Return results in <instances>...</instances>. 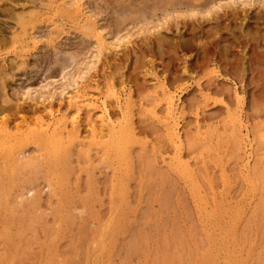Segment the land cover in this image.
I'll list each match as a JSON object with an SVG mask.
<instances>
[{
    "label": "bare ground",
    "instance_id": "bare-ground-1",
    "mask_svg": "<svg viewBox=\"0 0 264 264\" xmlns=\"http://www.w3.org/2000/svg\"><path fill=\"white\" fill-rule=\"evenodd\" d=\"M17 1L20 0H0V15H4V17L8 18L7 21H11L13 22L12 24H14V26L12 25V27H8L10 33V36L8 34L9 40H5L6 37L3 36L4 33H7L4 30H0V112L1 114H4L0 117V246L21 243L25 241V239H29L30 241H33L34 239L35 241V239L43 237L51 239V242L54 243L55 241L56 243L61 237L63 229L67 232L69 226L72 227L75 226V224L76 226L78 225L75 222L76 217L78 216L74 217V215L79 209L70 208V210H67L68 207H66L70 200L72 201L70 190H72L71 183L73 180L71 179V175H73L78 181L82 179L81 174H86L88 176L87 179L89 185L87 191L92 197V200L89 199L90 205L91 202L92 204L95 202L96 204L101 202L99 200L101 197L99 183L102 181H99L96 178L98 174L99 176L103 175L106 173L104 171L109 170L111 195L110 197H106L110 199L109 202L112 203L111 210L107 218L99 219V223L96 226L97 229L93 232L95 241L92 243L91 249L88 251H90V253L92 252V256L94 255L96 258H98V254L103 256V260H105L103 263L112 264L113 260L109 255L113 252V248H115V245L113 244L116 240L115 236L117 234L120 236V234L127 230L129 221H131L130 219L133 216V213L131 214L132 216L129 213L134 212L133 209H131L133 206V204L131 206V199L135 196L130 194L132 188L131 184L138 181V176H140V180L144 179L143 173L146 169L142 172V166H144V168H149V171H146L149 175L151 173V175H153L152 169L161 165L159 168L161 173H158L157 177H161L164 181H167L171 177L173 179L172 185L175 184V182H181L186 187L187 192H189L188 195L191 196L190 198H192L193 203L195 204L194 206L192 204L191 207L193 208L196 206L199 219H203L201 222L204 223V225L201 229L204 231V235L202 236L204 237L203 240L206 241L207 250H202L204 244L198 246L199 243L197 244V242H194L195 244L192 243L194 244L192 245L193 247H189L185 243L186 247L189 249L187 248L186 253L184 254L189 261H186L184 254L183 256L188 264H264L263 254L260 258H255V262L253 260L252 252H249L250 254H248L245 259L242 257L241 252L238 249L239 247L236 246V242L240 236L237 234L238 230L240 227L242 228L245 222H247V225L251 226V223L253 224L257 218L262 217L264 219V120L262 119L264 118V46L262 47L259 43L264 41V36L262 34L263 40L261 38L259 39L260 36L257 32L260 34V30L256 28V31L253 32L250 29V24L257 25V27H260L259 24L264 26V0H241L240 2H238L239 0H236L237 2L235 0H109L116 6L115 12L117 14V19L115 20L117 24H123L125 21L130 20L134 25H138L137 34L143 35V40L141 42H145L147 46L146 50L148 52L138 51L140 52V55H136L133 72L131 71L134 74V77L125 78L124 74H126V72L124 73L121 68L120 70H116L115 73L119 74L118 78L120 82V87L118 89L114 83L115 76L111 75L112 71L110 70L111 72H108L107 78L105 79L104 93H102V96H94V98L88 97L83 90L79 89L77 83L78 80L75 79V77L83 78L86 73L84 72L81 74L80 72L82 77L80 74L78 75L74 73L76 75H71L73 76V81L69 82V89L74 86L75 90H73V93L67 94L69 98L67 108L63 110L59 106L60 109L58 108L56 113H52L49 109L48 112H51L52 114L46 118L38 117L36 115L39 113V108H42V106L40 105V107H38L37 104H40L37 102L38 100L36 103L34 102L35 100L32 99V90L30 89V92L29 87H27L28 90L23 91L22 85L17 86V81L15 80L14 82H16L17 92L15 91L14 94L17 96L21 93L23 98H27L29 101L31 100V102H33V108L31 111L35 112L34 115L37 117L30 122L25 121L26 127H24L23 131L25 134H20L21 131L19 132L18 129L17 132L19 134L13 135L12 131L14 129L11 131V127H13L12 125L14 124L13 118L16 116L15 113L23 114L29 111V109H25L23 106L27 100L20 103V100H23V98L21 99V96L19 100L17 99L18 101L16 103L13 102L9 97L7 87L9 81L11 82L17 78V73L20 74L21 77L27 75V65H25L24 59L26 52L31 51L32 56L35 58L34 61L32 60L34 62L33 65H35L38 63V54L40 50L42 52L45 47H48L51 50L53 49L56 51L57 45L61 44L63 40H66L64 39L65 36H67L68 39L71 38V33L66 31V23L73 25L75 30H77V33H73H75V38H77V36L80 39L82 38L80 41L81 43L82 41L89 45L92 43V51L89 49L92 56L89 61L92 62L86 64H88V66L90 65L89 71L93 70L94 73L96 66L102 61L101 58H104V54H111L115 57L122 53L127 59H129L130 55L128 47L131 44L135 45L132 41V35L130 34L120 37L112 36L110 26L113 25L110 23L102 24L100 20L97 21L99 18L97 19L92 13L91 9L84 2L85 0H49L46 5L43 4L41 0H35L37 2L24 0L23 4L18 3V6H22H20V12L16 11V7H18L16 4ZM20 2H22V0ZM247 7L249 9H247ZM158 14L162 15L159 19ZM154 19H156V22L153 27L149 26L152 21L154 22ZM214 19L215 21L217 20V22H219L220 19H224L225 21L228 20L231 23L240 22L238 32L247 39V43L246 46L244 45L243 48L241 47L239 49V56L236 60L237 62L235 61L236 63H234L233 61L236 65L227 62L230 53L227 49H219L216 56L219 55L217 62L221 63V67H217L215 60L209 62V57L211 54H214V52H211L210 48L206 45L199 44L202 46L203 63L199 58L198 63L201 62L202 66L200 63V66L194 65L196 67H184L183 72L185 76H179L180 80H178L179 78L176 76L175 79H171L169 71L165 70L167 67L162 69L160 71L161 73L158 72L157 69L160 68L154 66V63L159 59L161 61L165 60L163 55L164 46L167 45L168 37L170 36L169 34H173L174 29L179 31V27H182V25L179 26L180 20H182L183 27L186 28L187 31L188 28L191 30V28L195 26L198 29H202L204 26L206 27L207 23L212 22ZM2 20V22L7 24L6 19ZM2 26H4V24ZM208 26H210V24ZM0 28L3 29L4 27ZM4 29L6 30V28ZM69 29L73 28L70 27ZM194 29L196 30V28ZM190 30L188 31L190 32ZM2 31H4L3 34ZM64 34L66 35L61 39V36ZM182 35L177 34L176 37L181 40L183 39ZM234 35H236V33ZM155 43L157 45L156 57L159 59H155V57L147 58L145 56L146 53L153 56L152 53L155 52ZM188 43L189 41L186 40L184 47H187H185V49L193 48L190 43ZM207 45H209V43ZM42 48L44 49L42 50ZM250 48H252L253 53L248 55L249 52L247 53V51ZM7 49L13 50V59L7 57L8 59L5 60L3 58L4 55H1V53ZM124 49L127 52L123 53ZM72 50L73 49H71V51ZM71 51H69V54L67 52L70 57L67 60H60V58H55L54 60L61 64V66L59 65L61 68L59 67V69L57 67V69L62 73L67 71L70 67V63H68L70 59L71 61L69 62H72V60L76 61L79 57V54L77 55V53L73 52L75 50ZM136 52L137 51L134 50V54H137ZM58 55L61 54L58 53ZM105 59L106 58H104V62ZM233 59L235 60V57ZM173 61L176 63V59ZM193 63H197V59L196 62ZM210 65L214 68L212 67L213 69L204 73L205 75L203 78L196 79L203 67L206 66V68H204L205 71ZM118 66L120 67V64H118ZM176 66H178V63ZM110 67H112V65ZM219 68L221 71L225 70L224 72L227 76H236V81L241 85V87H239L241 88L240 92H237L235 89L234 102L230 100L231 90L233 89L232 87H228V85L222 81V79H225L227 76L223 77L221 72L217 71ZM40 69L41 66L38 70ZM49 69H51V67ZM34 70L35 69H33V72ZM59 70L56 71L59 72ZM126 71L130 73L129 70L126 69ZM45 73L43 72V74ZM135 73L138 75H135ZM234 73H237V75ZM51 74L54 75L52 72ZM50 75L48 76L49 78L51 77ZM249 75L251 76L250 78ZM148 76L152 78L147 80L149 78ZM187 76H190V79H193V81L190 85L183 87V83L186 82ZM93 77H97V75ZM139 78L141 80L143 79L141 84L138 83ZM48 79H45L44 81ZM68 79L69 78H67V81ZM62 80L63 79H61V81ZM94 80L96 79L94 78ZM67 81L65 83H68ZM93 82H96L95 86L97 88L100 87L98 81ZM150 82L151 84H149ZM63 86H65V84ZM86 86L88 85L86 84ZM235 86H237V84H234V87ZM65 87H68V85ZM134 87L136 89H134ZM87 89H89V87ZM189 89H192L191 93L190 91L187 93ZM119 90H121L122 93L119 92ZM184 94L191 96L183 101L181 95L184 96ZM214 96L220 97V99H215L213 98ZM249 98L250 101H248ZM186 101H188V104ZM210 101H212L213 107H216V109L212 110V113L209 111L210 105L208 103ZM248 102L249 105H247ZM160 105L163 107H159ZM53 108L55 107L53 106ZM115 108L117 111H115ZM249 111L253 113L249 114ZM53 112L55 111L53 110ZM189 112L195 114L194 123L187 121ZM21 118H23V115ZM207 118L209 120H207ZM208 121H210V123ZM15 126L18 125L15 124ZM148 127L150 128V132L145 131ZM157 135L159 138L164 139V143L170 145L172 157L168 158L169 160H166V158L164 159L163 157V155H169L166 154L167 151L162 153V148L157 149L153 143L145 141L149 139V137H157ZM156 137H154V139ZM29 145H32V151L31 149H28ZM186 151H189L190 153H186ZM185 153L187 155H185ZM241 153L244 155L243 157L241 156ZM193 154L196 157L200 156L201 162H199V160L198 162H192L191 156ZM239 160L242 161V164L239 163L240 166H238L237 169V161ZM139 167H141V170H138ZM239 167L241 168L240 170ZM163 169L165 170L164 173H162ZM236 172L237 174H235ZM237 178L243 183V185L241 184L242 188H246L247 191L245 192L251 194L248 199L242 197V199L238 201V196L240 195L237 194V191L240 189H236L237 184L235 185L234 181ZM38 180L41 181L40 184L38 182V184L35 185ZM153 180L154 179H152V181ZM216 180L220 181V186L223 188L220 197L217 193L219 188L217 191V187L215 186ZM80 185L81 184H77L76 187V189H78V194L82 193V191H80ZM162 185L163 184L160 186ZM237 186H239V184ZM107 187L109 186L107 185ZM183 189L184 188H182V190ZM233 193L235 194L232 196ZM168 195L165 196L167 197ZM46 197L49 200H46ZM144 197L145 199L148 198L146 196ZM169 198L167 197L168 200ZM54 203H56V209L53 211L51 207ZM164 203L166 205L168 202ZM182 205L184 206V204ZM91 209L93 210V208ZM191 209H189L190 212L192 211ZM81 210L82 211L79 210V214L84 212L83 209ZM180 210H182V208ZM184 210L185 214H187L186 209ZM48 211L53 212L51 216H54L53 221L55 225H52L54 227L48 226L47 219L48 216H50ZM73 212L75 213L71 214ZM194 212V214H196V211ZM82 216H80V218ZM183 216L186 217L189 215L187 214ZM93 218L94 217H91L90 222H92ZM142 218L141 221H144ZM166 219H168V217ZM179 219L176 220L179 221ZM135 220L137 222L138 219ZM173 221L176 223L175 220ZM164 222L165 220H163V224ZM142 223H145V221ZM191 223L192 222H190V224ZM90 224L94 225L96 223L93 224L92 222ZM147 224L149 225V223ZM192 225L197 226L194 221ZM65 226L67 229L64 228ZM200 227H198V231L201 230ZM39 228H42L43 237L41 234L36 237V231H39ZM190 228L191 227L189 226V229ZM196 228L194 229V232H198ZM248 228L250 227L248 226ZM144 229L142 231H144ZM181 229H183V226ZM216 231H220L221 234L219 233L220 235H216ZM261 232L259 234H261ZM74 233L76 234V232ZM173 233L175 234L176 232ZM199 233L197 234L200 235ZM86 234L88 236V233ZM77 235L79 236V234ZM89 235L91 236V234ZM64 236L62 235V237ZM177 237L180 236L178 235ZM177 237L172 239L175 240ZM129 238L126 239L129 240ZM136 239L137 238L134 240L135 242ZM259 239L261 238L259 237ZM140 240H142V236ZM201 240L202 239L198 242H201ZM123 242L126 243L125 241ZM130 244L133 243L131 242ZM128 245L129 244H126V246ZM138 245L139 244H137V246ZM213 246H216L217 249H213ZM182 247L183 245L181 242L172 240L167 244L161 255L157 257V260H160V262L158 261L159 264H187L184 263L181 256H179L181 253H178ZM183 249H185V247ZM127 250L129 249L127 248ZM122 253L125 254L124 252ZM257 253H259V251H257ZM115 256H117V254H115L114 257ZM94 257L92 259H94ZM123 257H125V255ZM144 258L146 259V257ZM94 262L95 261L93 260L91 263ZM0 264H10L8 257L7 260L4 262L1 261ZM20 264H22V262ZM54 264L58 263L54 261Z\"/></svg>",
    "mask_w": 264,
    "mask_h": 264
},
{
    "label": "rangeland",
    "instance_id": "rangeland-1",
    "mask_svg": "<svg viewBox=\"0 0 264 264\" xmlns=\"http://www.w3.org/2000/svg\"><path fill=\"white\" fill-rule=\"evenodd\" d=\"M21 1V0H20ZM20 1H17L16 2V4H17V6H18V3L19 4H23L24 2V0H22V2H20ZM30 1H35V0H30ZM42 2H43V4H45L46 5V3L49 1V0H41ZM236 1V0H235ZM238 1V0H237ZM236 1V2H237ZM241 0H239L238 2H240ZM26 2V1H25ZM35 2H37V1H35ZM85 3H86V5L91 9V11H92V13L97 17V21H99L100 20V22L102 23V24H111V25H113V26H110V28H111V32H112V36H116V37H120V36H125V35H128V34H130V35H132V41L134 42V44L135 45H129V47H128V51H129V55H130V58L129 59H127L126 58V56L124 55V54H118V55H116L115 57L113 56V55H111V54H104L103 56H104V58H106L105 59V62H104V58H101V62L98 64V66H96V70H95V73H94V71L92 70V71H89V66H88V64H86V63H91L89 60H91V52H89L90 50L92 51V48H91V44L92 43H90V45L89 44H86L85 42H83L82 41V43L80 42L81 41V39L77 36V38L79 39H77V38H75L76 36H75V33H77V30H75V28L73 27V25H71V24H68V23H66V31H68L69 33H71V38L70 39H68L67 38V36H65L66 34H64V35H62L61 36V39H63V36H65L64 37V39H66V40H63V42H61V44H58L57 45V48H56V51L55 50H51L50 48H48V47H45V49L44 48H42V52H41V50H40V52H39V54H38V63H36L35 65H33L34 64V60H35V58L32 56V54H31V51H29V52H26V54H25V65H27L26 67H27V75L26 76H23V77H21L20 76V74H16V75H18L19 76V78H18V76H17V78H15L13 81H9L8 82V87H7V92H9V97H10V99H12V101L13 102H17L19 99H20V96H21V93H20V95H17L16 96V94H14L15 93V91L17 92V90H16V87L18 86V85H22V87H23V91H26V90H28L27 89V87H29V90L31 89L32 90V92H31V90H30V92H31V95H32V99H34L35 101L34 102H36L37 100V102H39L40 104H37V106L38 107H40V105L42 106V108H44V109H46V110H44V109H42L41 107L39 108V113H37L36 115L38 116V117H43V118H46L47 116H49L50 114H52V113H56L57 112V110H58V108L60 109V107H61V109H63V110H65L66 108H67V106H68V103H69V98H68V93H73L74 91L73 90H75V87L74 86H72L70 89H69V85H70V83L69 82H72L73 81V76H71V75H76V74H80V72H81V74L82 73H86V77L85 76H83V78H77V77H75V79L76 80H78L77 81V83H78V88L79 89H81V90H83V92L84 93H86V95H88V97H98V96H102V93H104V91H105V88H104V85H105V83H106V78H107V75H108V72H113L114 70V72L112 73L111 72V75L112 76H115L114 78V83L116 84V87H118V89H119V87H120V82H119V78H118V76H119V74L118 73H115L116 72V70H120V68L124 71V73L126 72V74H124L125 75V78L126 77H134L133 75V68H134V65H135V62H136V55L137 56H139L140 55V52H143V51H146V52H148L146 49H147V46H146V44H145V42L144 43H142L141 41L143 40V35H138L137 34V32H138V25H134L133 24V22L132 21H130V20H127V21H125V23H123V24H117V22H116V20L115 19H117V14H116V12H115V4H112L113 2H110L109 0H85L84 1ZM237 5H239V4H237ZM20 6L21 5H19L18 7H16V11H18V12H20ZM22 7V6H21ZM19 10H18V9ZM247 9H249L248 7H247ZM254 13V12H253ZM162 15L161 14H158V19L161 17ZM2 19H6V22H7V24H5L4 22H2L3 20ZM8 20V18H6V17H4V15H0V27H4V28H6V30L3 28V29H1L0 28V30H4L7 34H5L4 33V31H2V34H3V36H5L6 38H5V40H9V36H10V33H9V30H8V27H12V25L14 26V24H12L13 22H11V21H7ZM221 20V21H220ZM219 20V22H217V20L215 21V19L212 21V22H209V23H207L206 24V27L204 26V28H202V29H198L196 26L195 27H193V28H191V30L188 28L187 29V31H186V28H184L183 27V23H182V20H180V24H179V26L180 25H182V27L180 26L179 27V31L177 30H173L174 32H173V34H169L168 36V41H167V45L166 46H164V52H163V55H164V58H165V60H160L158 57H156V49H157V45H156V43L154 44L155 45V52H153L152 54H153V56L151 55V54H149V53H146L145 54V56L147 57V58H153V57H155V59H159V60H156V63H154L155 65L154 66H156L157 68H160V69H157L158 70V72H160L162 69H164L165 67H167V68H165V70H168L169 71V73H170V77H171V79H175L176 77H178L179 78V76L181 77H183V76H185V74H184V72H183V70H184V67H186V66H194V65H196V66H200V63L202 62V46H200L199 44H201V45H206L208 48H210V51L211 52H214V54H211V56L209 57V62H211V61H213V60H215V62L217 63L216 65H217V67H221V63L220 62H217V59H219V55H217L216 56V53L219 51V49H227L228 50V52H230L229 53V56H228V58H227V62L228 63H233V61H234V63H236L237 61V57L239 56L238 55V51H239V49L242 47H244V45L246 46V41H247V39H245L241 34H240V32H238L239 31V24H240V22H237V23H235V22H233V23H231V22H229L228 20L227 21H225L224 19H220ZM223 20V21H222ZM5 21V20H4ZM108 21V22H107ZM119 22V21H118ZM156 22V19H154V22L152 21V25L151 24H149V26H152L153 27V25H154V23ZM2 23V24H1ZM9 23V24H8ZM59 23V22H58ZM149 23V22H148ZM4 24V26H2ZM210 24V26H208ZM117 25V26H116ZM252 27H251V26ZM249 26H250V29L253 31V32H255L256 31V28L257 29H259L260 30V34H259V32H257L258 33V35L260 36H258L259 37V39L261 38L262 40H263V36H264V26L262 25V24H259V26L260 27H257V25L255 26L254 24H250ZM119 26V27H118ZM73 28V29H69V28ZM194 28H196V30L194 29ZM229 28H230V30H229ZM261 28V29H260ZM77 29V28H76ZM194 29V30H193ZM188 30H190V32L192 31H195V32H189ZM199 30V31H198ZM184 32V33H182V32ZM197 31V32H196ZM233 31H235V32H233ZM73 32H75V33H73ZM186 32V33H185ZM211 34H210V33ZM229 32V33H228ZM176 33V34H175ZM236 33V35H234ZM238 33V34H237ZM8 34H9V36H8ZM73 34V35H72ZM175 34V35H174ZM182 35V38L183 39H181V40H179L178 39V37H176V35ZM190 34H191V36H190ZM194 34V35H193ZM230 34V35H229ZM262 34H263V36H262ZM172 35V36H171ZM200 35V36H199ZM202 35H204V36H202ZM238 35V36H237ZM195 36V37H194ZM209 36V37H208ZM211 36V37H210ZM219 36V37H218ZM237 36V37H236ZM202 37V38H201ZM218 37V38H217ZM243 37V38H242ZM193 38H194V40H193ZM60 39V40H61ZM189 41V43H190V45H191V47H193V48H187V49H185V47H187V46H185L184 47V45H185V41ZM196 40V41H195ZM262 40H260V41H262ZM67 41V42H66ZM193 41H195V42H193ZM202 41V42H201ZM66 42V43H65ZM177 42V43H176ZM193 42V43H192ZM198 42H200V43H198ZM62 43H63V46H62ZM80 43V44H79ZM86 44V46H85V44ZM179 43V44H178ZM188 43V44H189ZM198 43V44H197ZM209 43V45H207ZM260 43V45L263 47L264 46V41H262V42H259ZM83 44V45H82ZM178 44V45H177ZM188 44H186V45H188ZM66 45V46H65ZM77 45H79V46H77ZM82 45V46H81ZM212 45V46H211ZM7 46H9V45H7ZM90 46V47H89ZM189 46V45H188ZM66 47V48H65ZM76 47V48H75ZM88 47V48H87ZM178 47V48H177ZM252 48H254L253 46H251ZM212 48V49H211ZM252 48H250L248 51H247V53H248V55H251L252 53H253V51H252ZM71 49H73V50H75V51H73V52H75V53H77V55L79 54V57L76 59V61H74V60H72V62H69V61H71V59L68 61V63H70V67L67 69V71H64L63 73L65 74H63L62 72H60V66H61V64H59V63H57L56 61H54L55 60V58L57 59V58H60V60L61 59H64V60H67L68 58H70L69 57V51H71ZM90 49V50H89ZM185 49V50H184ZM190 49V50H189ZM191 49H193V50H191ZM66 51V53H65V51ZM134 50H136L137 52V54H134ZM189 50V51H188ZM71 51V52H72ZM138 51H140V52H138ZM171 51V52H170ZM13 52V50H4L2 53H1V55H4L3 56V58L5 59V60H7L8 58L10 59V57L13 59L14 58V54L12 53ZM64 52V53H63ZM67 52H68V54H67ZM70 52V53H71ZM124 52H127L125 49L123 50V53ZM58 53L59 54H61V55H58ZM81 53V54H80ZM184 53V54H183ZM7 54V55H6ZM64 54H67V55H64ZM148 54V55H147ZM6 55V56H5ZM58 56V57H56V56ZM158 56V55H157ZM169 56V57H168ZM198 56H200V57H198ZM8 57V58H7ZM54 57V58H53ZM65 57V58H64ZM235 57V60L233 59ZM198 58H199V60H201V62L200 63H198L199 62V60H198ZM215 58V59H214ZM46 59V60H45ZM176 59V63H174V61L173 60H175ZM196 59H197V63H193V62H196ZM233 59V60H232ZM33 60V61H32ZM41 60H42V62H41ZM59 60V59H58ZM57 60V61H58ZM9 61V60H8ZM48 61V62H47ZM78 61V62H77ZM106 61H107V63H106ZM109 61V62H108ZM220 61V60H219ZM236 61V62H235ZM162 64H161V63ZM53 63V64H52ZM56 65H55V64ZM73 63V64H72ZM158 63V64H157ZM177 63H178V66H176L177 65ZM186 63V64H185ZM191 63H192V65H191ZM203 63V62H202ZM202 63H201V66H202ZM219 63V64H218ZM232 64V65H236V64ZM41 64V65H40ZM71 64H72V66H71ZM85 64V65H84ZM107 64V65H106ZM118 64H120V67L118 66ZM181 64V65H180ZM32 65V66H31ZM41 66V69L40 70H38V68H40V66ZM45 65H46V67H45ZM60 65V66H59ZM112 65V67H110V66ZM114 65V66H113ZM115 65H116V67H117V69H116V67H115ZM122 65V66H121ZM180 65V66H179ZM87 66V67H86ZM108 66V67H107ZM196 66H194V67H196ZM34 67V68H33ZM47 67H48V70H47ZM51 67V69H49ZM57 67L59 68V69H57ZM80 67H81V69H80ZM115 67V68H114ZM163 67V68H162ZM178 67H179V69H178ZM213 66L212 65H210V67L208 68V69H206L205 71H204V68H206V66L205 67H203V69L199 72V75H198V77L196 78V79H200V78H203L204 77V73H206V72H208V71H210L211 69H213L212 68ZM31 68H33V69H35L34 70V72H33V69L32 70H30ZM45 68H46V70L48 71H46L45 70ZM77 68V69H76ZM87 68V69H86ZM108 68V69H107ZM114 68V69H113ZM119 68V69H118ZM71 69V70H70ZM77 70V72H76V70ZM81 71H80V70ZM126 69L127 70H129L130 71V73L128 72V71H126ZM42 70V71H41ZM53 70V71H52ZM56 70H59V72L58 71H56ZM75 70V71H74ZM78 70H79V72H78ZM83 70V71H82ZM111 70V71H110ZM121 70V71H122ZM182 70V71H181ZM74 71V72H73ZM107 71V72H106ZM132 71V72H131ZM217 71H219V72H221V74L223 75V77L225 76H227L226 75V73L224 72V71H221V69L219 68ZM43 72L45 73V74H43ZM51 72L52 73H54V75L53 74H51ZM57 72V73H56ZM66 72V73H65ZM68 72V73H67ZM90 72V73H89ZM105 72H106V74H105ZM203 72V73H202ZM223 72V73H222ZM232 72V71H231ZM71 73V74H70ZM74 73H76V74H74ZM92 73V74H91ZM115 73V74H114ZM161 73V72H160ZM181 73V74H180ZM233 73V72H232ZM42 74H43V76H42ZM52 77H50L51 78V80H50V78L48 77L49 75ZM61 74V75H60ZM70 74V75H69ZM80 74V76L82 77V75ZM105 74V75H104ZM114 74V75H113ZM117 74V75H116ZM129 76H128V75ZM235 75H237V73H234ZM53 75V76H52ZM64 77H63V76ZM95 75H97V77H93V76H95ZM111 75H109V76H111ZM135 75H138L137 73H135ZM49 78H47V77ZM61 76H62V78H61ZM176 76V77H175ZM232 76V75H231ZM230 75L229 76H227L225 79H222V81L223 82H225L227 85H228V87H232V89L233 90H231V98H230V100L232 101V102H234V95H235V89L237 90V92H240L241 91V88H239V87H241V85L236 81V76L235 77H231ZM21 77V78H20ZM24 77H25V79H24ZM69 78L68 79V81H67V78ZM71 77V78H70ZM104 77V78H103ZM149 78L147 79V80H150L152 77H150V76H148ZM251 76L249 75V78H250ZM86 80H85V79ZM87 78H90V79H87ZM94 78L96 79V80H94ZM142 78V77H141ZM45 79H48V80H46V81H44ZM54 79V80H53ZM56 79V80H55ZM61 79H63L62 81H61ZM65 79H66V81L68 82V83H65L66 81H65ZM81 79V80H80ZM229 79V80H228ZM17 81V86H16V82H14V81ZM23 80V81H22ZM53 80V81H52ZM75 80V81H76ZM84 80H85V82L87 81V80H89V81H87L86 82V84L88 85V86H86V84H85V82H84ZM178 80H180V78L178 79ZM190 80V81H189ZM231 80V81H230ZM20 81V82H19ZM56 81V82H55ZM93 81H98V83L100 84V87L99 88H97L95 85H96V82L94 83ZM102 81V82H101ZM192 81H193V79H190V76H187V78H186V82H184L183 83V87H186V86H188V85H190L191 83H192ZM218 81H220V80H218ZM233 81V82H232ZM89 82V83H88ZM143 82V79L141 80L140 78L138 79V83L139 84H141ZM23 83V84H22ZM50 84V85H49ZM65 84V86H67L68 85V87H65V86H63ZM90 84V85H89ZM149 84H151V82L149 83ZM234 84H237V86H235L234 87ZM49 85V86H48ZM79 85H80V87H79ZM84 87H83V86ZM47 87V88H46ZM49 87V88H48ZM74 87V88H73ZM82 87V88H81ZM89 87V89H87ZM94 87H95V89H94ZM194 87V86H193ZM192 87V88H193ZM14 88H15V90H14ZM63 88H65V89H63ZM68 88V89H67ZM85 88V89H84ZM195 88V87H194ZM13 89V90H12ZM134 89H136L135 87H134ZM65 92H64V91ZM95 90V91H94ZM191 90L192 89H189L188 91H187V93H189V91H190V93H191ZM23 91H21V92H23ZM63 91V92H62ZM92 91V92H91ZM119 92H121L122 93V91L121 90H119ZM233 92H234V94H233ZM93 93V94H92ZM35 94V95H34ZM89 94H90V96H89ZM96 94V95H95ZM93 95V96H92ZM186 94H184V96L183 95H181L182 96V99H183V101H185L187 98H189L190 96H185ZM35 96H36V98H35ZM94 97V98H95ZM186 97V98H185ZM23 97L21 96V99H22ZM213 98H215V99H220V97H213ZM18 99V100H17ZM27 100V98H23V100H20V103H22L23 101H26ZM41 102H40V101ZM258 100V99H257ZM27 101H28V103H27ZM25 103H24V107H25V109H29V111H27L26 113H23V114H20V113H15V117L13 118V121H14V124L12 125L13 127H11V131H12V133H13V135H15V134H19L18 132H17V130L19 129V132H20V134H25V132H23L24 131V127H26V122H30V121H32L33 119H36V117L37 116H35L34 114H35V112H33V111H31L32 110V108H33V102H31V100L29 101V100H27ZM248 101H250V98L248 99ZM260 101H262V100H260ZM36 102V103H37ZM187 102V104H188V101H186ZM42 103V104H41ZM48 103H50V104H48ZM211 103V104H210ZM13 104V103H12ZM60 104V105H59ZM65 104V105H64ZM209 105H210V108H209V111H211V113H212V110H214V109H216V107H213V105H212V101H210L209 103H208ZM15 105V104H14ZM48 105H49V107H48ZM247 105H249V102H248V104ZM53 106L55 107V108H53ZM60 106V107H59ZM57 107V108H56ZM63 107H65V108H63ZM159 107H163V106H159ZM218 107H220V106H218ZM51 110V112L49 113L48 112V110ZM56 109V110H55ZM43 110V111H42ZM53 110L55 111V112H53ZM62 110V111H63ZM115 111H117L116 110V108H115ZM44 114H43V113ZM214 112V111H213ZM252 114L253 112H251V111H249V114ZM4 114H1V112H0V117H2ZM22 115H23V118H21L22 117ZM34 115V116H33ZM44 115V116H43ZM263 115H264V112H263ZM28 117V118H27ZM30 117V118H29ZM1 119V118H0ZM26 119V120H25ZM190 119V120H189ZM200 119H201V117H200ZM263 120H264V118H262ZM29 120V121H28ZM207 120H209L208 118H207ZM26 121V122H25ZM187 121L188 122H191V123H194L195 122V114L194 113H191V112H189L188 113V117H187ZM20 122V123H19ZM25 122V123H24ZM209 123H210V121H208ZM201 123H202V121H201ZM256 123V122H255ZM0 124H1V120H0ZM15 124L16 125H18V126H15ZM22 124V125H21ZM146 124H148V123H146ZM251 124V123H250ZM19 125H21V126H19ZM17 127V128H16ZM19 127V128H18ZM23 127V128H22ZM22 129V130H21ZM148 131H147V130ZM145 129V131L146 132H150V128L148 127V128H146ZM154 137H156V136H154ZM154 137H149V139H147V140H145L146 142H150V143H153L155 146H156V148L158 149V148H162L163 149V152L162 153H164V152H166L167 151V153L166 154H169V155H163V157H164V159L166 158V160H169L168 158H171L172 157V153L170 152V145L169 144H166V143H164V139H162V138H159L158 137V135H157V137L154 139ZM152 139V140H151ZM157 139H159V140H157ZM149 140V141H148ZM153 141V142H152ZM158 143V144H157ZM158 145H159V147H158ZM32 145H29V147H28V149H31V151H32V148L33 147H31ZM168 146V147H167ZM161 151V150H160ZM189 151H186V153H188ZM185 153V155H187ZM190 153V152H189ZM241 156L243 157L244 155L241 153ZM202 158V157H201ZM193 159H195V160H193ZM191 160H192V162H198V160H199V162H201V159H200V156L199 157H196L194 154L191 156ZM242 164V161L241 160H239V161H237V166H236V168L238 167V166H240V164ZM75 166V165H74ZM161 166V165H160ZM160 166H157L156 168H151L152 169V172H153V175H149V173L146 171V170H148L149 171V168H144V166H142V170H141V167H139L138 168V170H141L142 172H143V170L144 169H146V170H144V173H143V175H144V179H142V180H140L139 178H140V176H138V179H137V176H136V179L138 180V181H136V182H134V181H132V182H134V183H132L131 185V187L133 188H131V191H130V194L133 196H135L134 198H132L131 200V206H132V204H133V206L131 207V209H133V211L134 212H131V213H129L132 217H131V221H129V226L127 227V230H125L122 234H123V236H122V234H120V236H118L119 234H117L115 237H116V240H115V242H116V244H115V242L113 243L114 245H115V248H113V252L109 255L110 257H112V260H113V263L112 264H121V263H124V264H128V262H129V264H143V262H144V264H159V262H160V260L158 259L157 260V257H159L160 255H161V253L165 250V247L167 246V244H169L172 240L173 241H177V242H181V244L183 245V247H182V249L185 247V249H181L180 250V252H178L180 255L179 256H181V259L183 260V262L184 263H187L186 261H189V260H187V256H185V254L184 253H186V249L188 248V247H186V245L187 246H191V247H193L192 245H194L196 242H197V244H198V246H202L203 244V246H202V250H207V245H206V241H204L203 239H204V237L202 236V235H204V231H203V229H201V228H203V225H204V223H202L201 221H203V219H199V217H198V214H197V208H196V206L195 207H191L192 206V204H193V206L195 205L194 203H193V200H192V198H190L191 196L190 195H188V193L189 192H187V189H186V187L181 183V182H175V184H173L172 185V181H173V179L170 177V179H168L167 181H164L161 177H157V174L158 173H161L160 171H159V168H160ZM158 169V170H157ZM238 169V168H237ZM241 168L239 167V170H240ZM104 172H106V173H104V174H106V175H100L99 176V174H98V176H97V180H99V181H102L101 183H99V187H100V189H101V197H100V201L101 202H99V203H97L96 204V202L95 203H93L92 204V202H91V204L89 205V202H90V200L89 199H91L92 197H91V195L89 194V192L87 191L88 190V179H87V175L86 174H81V177H82V179H80V181H78V180H76V178L73 176V175H71L72 177H71V179L73 180L72 181V190H70V193H71V196H72V201L70 200V202H69V204H68V206H66V207H68L67 208V210H70V208L71 209H74V208H76V209H79L80 211H82L81 209H83V211L84 212H81V214H79V210H77L76 211V214L74 215V217L75 216H78L79 217V219H78V217H76V223L78 224L77 226H76V224H75V226H69L68 227V229H67V227L65 226L64 228H66L68 231L66 232L65 231V229H63V233H61L64 237H62V235H61V237L58 239V241L55 243V241H54V243L53 242H51L52 240L51 239H46V238H44L43 236V232H42V228H39V231H36V237L39 235V234H41V236L43 237V238H40V239H35V241H34V239H33V241H30L29 239H25V241H23V242H21V243H17V244H5V245H2V246H0V262L1 261H5V260H7V257H8V260H9V262H10V264H12L13 262V264H20L21 262H22V264H26V263H29V264H54V261L56 262V263H58V264H99L100 262V264H105V263H103V261H105V260H103V256H101V255H99L98 253V258H96V257H94V255L92 256V252L90 253V251H88V250H90L91 249V246H92V243L95 241L94 240V233L93 232H95V230L97 229L96 228V226L98 225V223H99V219L100 218H102V219H105V218H107L108 216H109V213H110V210H111V204L112 203H110L109 202V200L110 199H108L107 197H110V195H111V190H110V171L108 170V171H104ZM157 172V173H156ZM165 172V170L163 169V171H162V173H164ZM108 173V174H107ZM235 174H237V172L235 173ZM102 176V177H101ZM106 176V177H105ZM109 176V177H108ZM147 176H149V177H147ZM152 177V178H151ZM75 178V179H74ZM147 178H148V180H147ZM151 178V179H150ZM161 178V179H160ZM135 179V180H136ZM152 179H154L153 181H152ZM161 180V184H163L162 186H160L161 184H160V180ZM85 181V182H84ZM146 181H148V182H146ZM162 181H163V183H162ZM171 181V182H170ZM235 181V185L237 184H239V186H237L236 185V189H240V190H238L237 192V194L238 195H240V196H238L239 197V199H238V201L239 200H241L242 199V197L243 198H245V199H248V197L251 195V194H248V193H246L245 191H247L246 190V188L244 189V188H242V185H243V183L241 182V181H239L238 180V178L237 179H235L234 180ZM38 182H39V184H40V180H38L37 182H36V184L35 185H37L38 184ZM77 182V183H76ZM143 182V183H142ZM152 182V183H151ZM154 182H155V185H154ZM87 183V184H86ZM139 183H141V184H139ZM174 183V182H173ZM216 183H218V184H216ZM77 184H81L79 187H80V191H82V193H80V194H78L77 193V190L78 189H76V187H77ZM154 186H153V185ZM182 186H181V185ZM242 184V185H241ZM87 185V186H86ZM107 185L109 186V187H107ZM241 185V186H240ZM83 186V187H82ZM103 186V187H102ZM136 186V187H135ZM156 186V187H155ZM171 186V187H170ZM215 186L217 187V191H218V188H219V191L217 192L218 193V195H219V197H220V194L222 193V191H223V188L220 186V181H218V180H216L215 181ZM220 186V187H219ZM245 186V185H244ZM42 187V186H41ZM86 187V188H85ZM102 187V188H101ZM150 189H149V188ZM173 187V188H172ZM177 189H176V188ZM82 188H83V190H84V193H83V190H82ZM85 188V189H84ZM163 188H165V189H163ZM167 188V189H166ZM169 188V189H168ZM182 188H184L183 190H182ZM74 189H75V191H74ZM155 189V190H154ZM163 189V190H162ZM181 189V190H180ZM155 191V192H153V191ZM159 190V191H158ZM185 190V191H184ZM222 190V191H221ZM147 191V192H146ZM174 191H176V192H174ZM137 192V193H136ZM149 192V193H148ZM151 192V193H150ZM159 194H158V193ZM172 192V193H171ZM183 192V193H182ZM185 192V193H184ZM87 193V194H86ZM169 195H168V194ZM73 194V195H72ZM90 196H89V195ZM138 194V195H137ZM141 194V195H140ZM149 194V195H148ZM185 195V197H184V195ZM187 194V195H186ZM235 193H233L232 194V196L234 195ZM246 194H248V195H246ZM76 195H77V197H76ZM79 195V196H78ZM104 195V196H103ZM109 195V196H108ZM165 195H168L167 197L169 198V200L167 199V197L165 196ZM107 196V197H106ZM137 196V197H136ZM140 196V197H139ZM144 196H146V197H148L147 199H145V197ZM189 196V197H188ZM150 197V198H149ZM166 197V198H165ZM135 198H137V199H135ZM172 198V199H171ZM46 200H49L47 197L45 198ZM79 201H78V200ZM133 199H135V200H133ZM158 199H160V200H158ZM162 199V200H161ZM170 199H171V201H170ZM175 199V200H174ZM177 199V200H176ZM189 199V200H188ZM92 200V199H91ZM108 200V201H107ZM144 200V201H143ZM151 200V201H150ZM153 200V201H152ZM164 200V201H163ZM192 200V201H191ZM55 201V200H54ZM54 201H51V202H54ZM87 201V202H86ZM145 201H146V203H145ZM56 202V201H55ZM74 202V203H73ZM144 202V203H143ZM156 202V203H155ZM161 202V203H160ZM164 202H168L166 205H165V203ZM175 202H176V205H175ZM179 202V203H178ZM76 203V204H75ZM101 203V204H100ZM135 203V204H134ZM164 203V204H163ZM174 203V204H173ZM184 204V206L182 205V204ZM257 203V202H256ZM255 203V204H256ZM259 203V202H258ZM74 204V205H73ZM103 204V205H102ZM105 204V205H104ZM140 206H139V205ZM171 204H173V205H171ZM180 204V205H179ZM188 204V205H187ZM189 204H190V206H189ZM235 204V203H234ZM73 205V206H72ZM84 205V206H83ZM138 205V206H137ZM163 205V206H162ZM168 205V206H167ZM76 206V207H75ZM78 206V207H77ZM92 206V207H91ZM148 206H150V207H148ZM159 206V207H158ZM174 206V207H173ZM187 206V207H186ZM73 207V208H72ZM81 209H80V208ZM87 207V208H86ZM149 209H148V208ZM163 207V208H162ZM172 207H173V209H172ZM177 207V208H176ZM184 207V208H183ZM52 208V210L54 211L55 209H56V203H54L53 204V206L51 207ZM91 208H93V210L91 209ZM144 208V209H143ZM160 208V209H159ZM166 208V209H165ZM182 208V210L184 211H182V210H180ZM192 208V209H191ZM91 209V210H90ZM95 209V210H94ZM141 209H142V211H141ZM146 209V210H145ZM180 211H179V210ZM184 209H186V213L189 215V216H183V215H187V214H185V210ZM189 209H191L192 211L190 212V210ZM194 209V210H193ZM107 210V211H106ZM149 210V211H148ZM163 210V211H162ZM165 210V211H164ZM95 211V212H94ZM102 211V212H101ZM132 211V210H131ZM141 211V212H140ZM157 211V212H156ZM160 211V212H159ZM189 211V212H188ZM194 211H196V214H194L195 212ZM88 212V213H87ZM161 212H163V213H161ZM48 213H50V216H51V214H53V212L51 211H48ZM75 212H73V213H71V214H74ZM84 213V214H83ZM99 213V214H98ZM148 213V214H147ZM152 213H153V215H152ZM161 213V214H160ZM190 213V214H189ZM103 214V215H102ZM156 214V215H155ZM166 214V215H165ZM83 215V216H82ZM90 215H91V217H94L93 218V220H92V222H93V224L94 223H96V224H94V225H92V224H90V223H92V222H90L91 221V217H90ZM104 215H105V217H104ZM147 215V216H146ZM155 215V216H154ZM177 215H178V217H177ZM191 215H193V216H191ZM50 216H48V219H47V221H48V226L50 227V226H52L53 224H54V221H53V219H54V216L52 215L51 217ZM80 216H82L81 218H80ZM152 216H154L155 218H157V219H155L154 217L153 218H151ZM166 216V217H165ZM182 216V217H181ZM87 217V218H86ZM137 217V218H136ZM143 217V218H142ZM148 217V218H147ZM168 217V219H166ZM174 219H173V218ZM188 217V218H187ZM191 217H192V219H191ZM195 217H197V218H195ZM52 220H51V219ZM133 218V219H132ZM141 218L142 219H144V221H145V223H142V222H144L143 220L141 221ZM172 218V219H171ZM180 218V219H179ZM262 217H259V218H257L256 220H255V222L252 224L251 223V226L250 225H247V222H245L244 224H243V226H242V228H243V230H242V228H241V230H240V228H239V230H238V235H240L239 237H238V240H237V242H236V246L237 247H239L238 249H239V251L241 252V255H242V257L243 258H247V255L248 254H250L249 252H252L253 253V260L255 261V258H260L261 256H262V254L264 255V237H262V236H264V219L262 220L261 219ZM95 219V220H94ZM135 219H140L139 221H140V223H139V221L137 220V222H136V220ZM172 221H171V220ZM176 219H179V221L178 220H176ZM187 221H186V220ZM191 219V220H190ZM198 221H197V220ZM132 220H133V222H132ZM155 220V221H154ZM163 220H165V222H164V224H163ZM173 220H175L176 221V223L173 221ZM146 221H148V222H146ZM167 221V222H166ZM170 221H171V223H170ZM179 223H178V222ZM181 221H183V222H181ZM189 221V222H188ZM193 221L197 224V226L198 227H200V229L202 230H200V231H198L197 229H198V227L196 226V225H192L193 224ZM200 221V222H199ZM262 221V222H261ZM49 222H50V224H49ZM90 222V223H89ZM151 222V223H150ZM155 222V223H154ZM158 222V223H157ZM190 222H192L191 224H190ZM258 222H259V224H258ZM260 222H261V224H260ZM147 223H149V225L147 224ZM200 223H201V225H200ZM146 224V225H145ZM174 224V225H173ZM176 224V225H175ZM178 224H179V226H178ZM181 224H183V225H181ZM260 225V226H258V225ZM55 225V224H54ZM134 225H135V227H134ZM145 225V226H144ZM152 225V226H151ZM154 225V226H153ZM164 225V226H163ZM187 225V226H186ZM191 227L190 229H189V226ZM263 225V226H262ZM81 226H82V229H81ZM87 226V227H86ZM132 226V227H131ZM147 226H148V230H147ZM159 226V227H158ZM179 228H178V227ZM182 226H183V229H181L182 228ZM184 226H185V228H184ZM193 226H195V227H193ZM248 226L250 227V228H248ZM262 226V227H261ZM52 227H54V226H52ZM77 228V231H76V228ZM86 227V228H85ZM155 227V228H154ZM165 227V228H164ZM172 227V228H171ZM197 227V228H196ZM245 227V228H244ZM247 227V228H246ZM253 227H254V229H253ZM71 228V229H70ZM145 228V229H144ZM156 228H158V229H156ZM169 228V229H168ZM170 228H171V230H170ZM177 228V229H176ZM196 228V230L198 231V232H194V229ZM79 229V230H78ZM144 229V231H142ZM153 229H154V232H153ZM164 229H165V231H164ZM189 229V230H188ZM263 229V230H262ZM84 230H86V231H84ZM135 230V231H134ZM193 230V231H192ZM195 230V231H196ZM251 231V232H249V231ZM256 230V231H255ZM261 230H262V232H261ZM139 233H138V232ZM158 231V232H157ZM164 231V232H163ZM170 231V232H169ZM180 231V232H179ZM74 232H76V234L74 233ZM144 232V233H143ZM152 232H153V234H152ZM173 232H176L180 237H177L178 235L175 233H173ZM187 232V233H186ZM189 232V233H188ZM200 232V233H199ZM240 232V233H239ZM256 232V233H255ZM261 232V234H259ZM72 233V234H71ZM86 233H88V236H87V234ZM129 233V234H128ZM136 233V234H135ZM158 233V234H157ZM166 233V234H165ZM167 233H168V235H167ZM169 233H171V234H169ZM191 233V234H190ZM195 233V234H194ZM197 233H199L200 235H198ZM220 233V231H216V235H220L219 234ZM250 233H251V235H250ZM77 234H79V236L77 235ZM84 234V235H83ZM89 234H91V236L89 235ZM134 235V237H133V235ZM139 234V235H138ZM146 234V235H145ZM174 234V235H173ZM35 235V234H34ZM129 235V236H128ZM135 235H137V236H135ZM173 235V236H172ZM198 235V236H197ZM141 236H142V240H140L141 239ZM177 237L175 240L174 239H172V238H175V237ZM190 236H191V238H190ZM192 236H194V237H192ZM251 236V237H250ZM120 237V238H119ZM122 237H123V239H122ZM129 237H132V238H129ZM147 237V238H146ZM158 237V238H157ZM161 237V238H160ZM163 237V238H162ZM169 237V238H168ZM186 237H188V238H186ZM242 239H241V238ZM250 237V238H249ZM255 237V238H254ZM257 237V238H256ZM259 237L261 238V239H259ZM129 238V240H127V239ZM135 238H137L136 239V242L134 241L135 240ZM143 238H144V240H143ZM167 238V239H166ZM178 238H179V241H178ZM193 238H195V239H193ZM199 238V239H198ZM245 238V239H244ZM122 239V240H121ZM133 241H132V240ZM183 239V240H182ZM197 239V240H196ZM200 239H202L201 240V242H198ZM93 240V241H92ZM121 240V241H120ZM137 240H139V241H137ZM154 240V241H153ZM158 240V241H157ZM170 240V241H169ZM185 240V241H184ZM195 240V241H194ZM253 240H254V242H253ZM256 240V241H255ZM50 241V242H49ZM123 241H125L126 243H124ZM133 243V244H130L131 242ZM163 241V242H162ZM165 241V242H164ZM187 241V242H186ZM191 241V242H190ZM258 241H260V242H258ZM120 242V243H119ZM135 242V243H134ZM142 244H141V243ZM150 242V243H149ZM166 242H169V243H166ZM189 242V243H188ZM195 242V243H194ZM204 242V243H203ZM241 242H243V243H241ZM118 243V244H117ZM124 243V244H123ZM148 245H147V244ZM156 243V244H155ZM185 243H186V245H185ZM192 243H194V244H192ZM263 243V244H262ZM123 244V245H122ZM126 244H129L128 246H126ZM136 244V245H135ZM137 244H139L138 246H137ZM144 244V245H143ZM202 244V245H201ZM121 247H120V246ZM133 245V246H132ZM142 245H143V247H142ZM164 245V246H163ZM248 247H247V246ZM253 245V246H252ZM257 245V246H256ZM117 246H119V247H117ZM130 246V247H129ZM180 246V245H179ZM114 247V246H113ZM136 247V248H135ZM164 247V248H163ZM260 247H262V248H260ZM121 248V249H120ZM125 248V249H124ZM127 248L129 249V250H127ZM131 248H133V249H131ZM246 248V249H245ZM253 248V249H252ZM120 250V251H118V250ZM138 249V250H137ZM142 249H143V251H142ZM151 249V250H150ZM157 249V250H156ZM189 249V248H188ZM193 249V248H192ZM213 249H217V247L216 246H213ZM212 249V250H213ZM259 251V253H257V251ZM125 250V251H124ZM126 250H127V252H126ZM133 250V251H132ZM146 250H147V252H146ZM169 250H171V249H169ZM244 250V251H243ZM246 250V251H245ZM131 251V252H130ZM141 251V252H140ZM181 251H183V252H181ZM243 251V252H242ZM122 252H126L125 254H123ZM138 252H140V253H138ZM156 252V253H155ZM262 252V253H261ZM131 253V254H130ZM137 253H138V255H137ZM251 253V254H252ZM257 253V254H256ZM115 254H117V256H115L114 257V255ZM123 254V255H122ZM127 254H128V256H127ZM183 254H184V256L186 257L185 259H186V261H185V259H184V256H183ZM125 255V257H123ZM158 255V256H157ZM153 256V257H152ZM246 256V257H245ZM94 257V259H92ZM136 257V258H135ZM144 257H146V259L144 258ZM6 258V259H5ZM24 258V259H23ZM54 258V259H53ZM91 258V259H90ZM132 258V259H131ZM153 258V259H152ZM21 259V260H20ZM52 259V260H51ZM97 259V260H96ZM125 259V260H124ZM155 259H156V261H155ZM27 260V261H26ZM93 260L95 261L94 263H91V262H93ZM123 260V261H122ZM126 260H128V261H126ZM144 260V261H143ZM256 260H258V259H256ZM64 261V262H63ZM98 261V262H97ZM100 261V262H99ZM126 261V262H125ZM154 261V262H153ZM159 261V262H158ZM20 262V263H19ZM25 262V263H24ZM152 262V263H151ZM256 262V261H255ZM258 262V261H257ZM8 263V262H7ZM188 264V263H187Z\"/></svg>",
    "mask_w": 264,
    "mask_h": 264
}]
</instances>
